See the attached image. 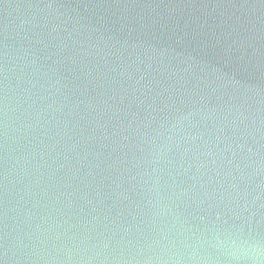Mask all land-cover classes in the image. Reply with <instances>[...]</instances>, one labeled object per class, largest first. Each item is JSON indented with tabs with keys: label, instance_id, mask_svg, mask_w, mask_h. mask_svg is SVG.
<instances>
[{
	"label": "water",
	"instance_id": "water-1",
	"mask_svg": "<svg viewBox=\"0 0 264 264\" xmlns=\"http://www.w3.org/2000/svg\"><path fill=\"white\" fill-rule=\"evenodd\" d=\"M157 201L264 233V0H0V264H144Z\"/></svg>",
	"mask_w": 264,
	"mask_h": 264
},
{
	"label": "clouds",
	"instance_id": "clouds-1",
	"mask_svg": "<svg viewBox=\"0 0 264 264\" xmlns=\"http://www.w3.org/2000/svg\"><path fill=\"white\" fill-rule=\"evenodd\" d=\"M156 236L144 264H264V233L215 224L194 228L157 201Z\"/></svg>",
	"mask_w": 264,
	"mask_h": 264
}]
</instances>
